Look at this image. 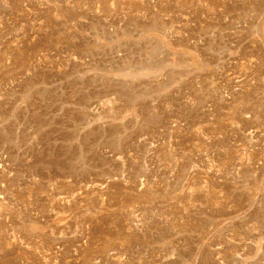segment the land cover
Masks as SVG:
<instances>
[{"label":"rangeland","instance_id":"374dc122","mask_svg":"<svg viewBox=\"0 0 264 264\" xmlns=\"http://www.w3.org/2000/svg\"><path fill=\"white\" fill-rule=\"evenodd\" d=\"M0 264H264V0H0Z\"/></svg>","mask_w":264,"mask_h":264}]
</instances>
